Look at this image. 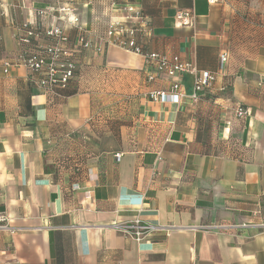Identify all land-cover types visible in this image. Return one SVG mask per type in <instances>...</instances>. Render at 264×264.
<instances>
[{
	"label": "crops",
	"instance_id": "crops-1",
	"mask_svg": "<svg viewBox=\"0 0 264 264\" xmlns=\"http://www.w3.org/2000/svg\"><path fill=\"white\" fill-rule=\"evenodd\" d=\"M100 1L77 0L89 30ZM139 3L154 32L147 52L216 75L197 104L152 101L171 82H149L143 56L111 46L83 54L65 98L51 99L25 66L5 74L3 63L52 1L0 0V214L18 229L0 234V264H264V230L188 229L264 221V0ZM185 9L194 28L176 20ZM178 79L191 93L193 78ZM137 215L184 230L137 243L109 228Z\"/></svg>",
	"mask_w": 264,
	"mask_h": 264
},
{
	"label": "built area",
	"instance_id": "built-area-1",
	"mask_svg": "<svg viewBox=\"0 0 264 264\" xmlns=\"http://www.w3.org/2000/svg\"><path fill=\"white\" fill-rule=\"evenodd\" d=\"M23 4L25 0H19ZM52 4L33 11L34 21L26 22L19 28L17 40L19 52L14 61L4 62V73L8 74L13 66H25L30 72L33 87L51 99H64L63 91L76 79L80 57L87 52L102 51L104 47H115L122 51L143 56L146 62L149 82L163 78L170 83L164 91L150 94L154 102L180 104L188 100L192 104L200 101V95L212 88L216 75L198 70L196 61H182L179 56H166L159 52H146V45L154 38V32L139 0H108L104 3L102 16L106 19L102 28L89 30L82 19L77 0H51ZM93 1V0H92ZM210 5L222 0H206ZM96 2H91L95 6ZM103 4L102 1H100ZM86 7V5H83ZM94 14V13H93ZM176 20L180 26L195 27L197 16L194 9L177 11ZM69 31H73L72 38ZM3 36L0 28V40ZM221 69L228 62V54L220 56ZM189 75L193 78L192 92L188 93L179 77ZM235 117L244 119L248 111L242 105L234 109ZM119 159L120 156L117 155ZM159 156L157 161H161ZM153 177L157 176L153 172ZM75 188H78L76 185ZM146 195L143 194L144 199ZM143 209L139 210V214ZM108 228V227H107ZM131 238L137 243L160 233H171L184 228L176 225H154L143 221L139 215L130 222H115L109 227ZM192 231L218 234L220 232H242L247 229L264 230L261 223L247 222L230 225H203L188 227ZM187 229V230H188ZM18 231L11 226L9 217L0 214V234H14Z\"/></svg>",
	"mask_w": 264,
	"mask_h": 264
},
{
	"label": "trees",
	"instance_id": "trees-1",
	"mask_svg": "<svg viewBox=\"0 0 264 264\" xmlns=\"http://www.w3.org/2000/svg\"><path fill=\"white\" fill-rule=\"evenodd\" d=\"M104 4H101V3H99V5L97 6L96 4H95V6H94V14H93V17H94V19L95 18H98V19H100V24H99V28H102V26L104 25V23H105V21H106V19H104L103 17L101 18V16H102V11H103V8H104ZM149 44V43H148ZM148 44L146 45V47L148 46ZM148 48V47H147ZM146 48V49H147ZM146 51V50H145ZM147 52V51H146ZM79 72V71H78ZM78 72H77V74H76V77H77V75H78ZM209 90L210 89H206V90H204L203 92H202V94L200 95V100L202 99V97L203 96H205L204 94H206L207 92H209ZM64 92V91H63ZM62 92V93H63ZM63 95H64V93H63Z\"/></svg>",
	"mask_w": 264,
	"mask_h": 264
}]
</instances>
